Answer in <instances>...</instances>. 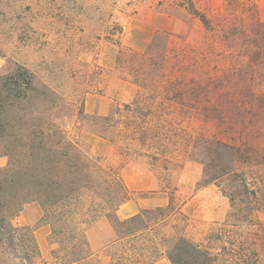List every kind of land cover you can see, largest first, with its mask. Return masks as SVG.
I'll return each instance as SVG.
<instances>
[{"label":"rangeland","instance_id":"1","mask_svg":"<svg viewBox=\"0 0 264 264\" xmlns=\"http://www.w3.org/2000/svg\"><path fill=\"white\" fill-rule=\"evenodd\" d=\"M22 66L39 93L50 92L37 97L40 108L54 105L69 138L117 172L147 203L141 210L172 199L171 216L136 237V252L157 240L158 260L172 264L160 253L185 236L203 253L185 248L180 264H264V0H0V76L13 79ZM211 154L222 156L217 169L238 157L258 193L242 189L232 201L223 190L237 177L205 184ZM0 156L9 163L1 146ZM33 202L12 222L33 229L36 264H54L44 211H25ZM89 232L96 242L114 238L86 264L129 246L110 247L116 224L106 216L87 228L90 241ZM0 251L7 264H26L10 238Z\"/></svg>","mask_w":264,"mask_h":264},{"label":"trees","instance_id":"2","mask_svg":"<svg viewBox=\"0 0 264 264\" xmlns=\"http://www.w3.org/2000/svg\"><path fill=\"white\" fill-rule=\"evenodd\" d=\"M14 74L13 79L0 76L4 78L0 79V146L4 149V155L10 158L7 166L0 171V242L10 238L15 250L23 251L25 263L36 264V259L41 257V248L33 229L28 225L15 226L12 219L22 211L25 203L38 201L44 211L41 220L51 225V240L58 244L53 252L54 264L91 262L97 252L87 237V228L102 216L116 224V239L110 247H118L126 240L129 244L125 249L109 254L110 264H143V257H152L149 264L156 262L158 241L153 240L149 248H142L141 253L136 252L135 240L138 235L171 216L169 209L172 208V199L166 205L143 209L132 217L120 219L117 214L119 207L134 199L135 191L127 187L117 172L87 155L69 138L66 130L53 118V104L40 108L37 97L40 95L44 99L50 92L39 93L29 69L22 66ZM32 100L33 107L29 104ZM127 107L131 109L132 106L128 104ZM119 110L115 113L118 114ZM112 117L105 116L103 119L111 121ZM121 130L129 134L130 124ZM102 137L108 139L105 134ZM217 144L231 151L235 149L226 143ZM221 158L220 155L211 154L208 160L212 163L203 162L205 184H218L225 177H237L239 186L229 191L223 190L232 201L242 189L258 193L259 188L251 189L248 176L238 171V157L226 165L221 162L217 169L214 161L220 162ZM105 189H108L106 195L101 192ZM181 207L174 209L180 211ZM154 214H160V217L151 218ZM145 216L150 218V222L145 221ZM141 222H144L143 226ZM15 239L19 243H15ZM185 248L194 254L203 253L199 244L181 236L160 255L167 252L172 264H180L176 255ZM1 254L0 264H7V258L3 252ZM192 261L195 262V259Z\"/></svg>","mask_w":264,"mask_h":264},{"label":"crops","instance_id":"3","mask_svg":"<svg viewBox=\"0 0 264 264\" xmlns=\"http://www.w3.org/2000/svg\"><path fill=\"white\" fill-rule=\"evenodd\" d=\"M7 162L8 161H7L6 156H0V169L3 168L4 166H6ZM146 204L147 203H143L141 200H135V199L128 200L127 202L123 203L119 207L117 214H118L120 219H126L129 217H132V216L138 214L141 210V207L146 206ZM30 208H32L36 211V217L37 218L41 217L40 210L43 211V209H41L42 207L38 202L34 201L33 203H29L26 206L25 211H27ZM39 208H40V210H39ZM44 229H45V231H48V227L46 225L44 226ZM92 235H93V233L89 232V238H90L91 244L95 250H99L100 248L105 247L107 245V243H109L114 238V233L111 232L109 234V237L106 240L101 241V242L100 241L96 242L93 239ZM164 260L167 261L166 258H161V259L157 260L156 262H154V264H165ZM109 263H110V259H109V261H104V263H102V264H109Z\"/></svg>","mask_w":264,"mask_h":264}]
</instances>
